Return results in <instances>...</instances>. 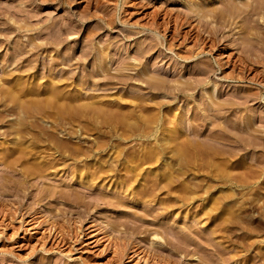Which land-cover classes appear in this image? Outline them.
Instances as JSON below:
<instances>
[{"label":"rangeland","instance_id":"rangeland-1","mask_svg":"<svg viewBox=\"0 0 264 264\" xmlns=\"http://www.w3.org/2000/svg\"><path fill=\"white\" fill-rule=\"evenodd\" d=\"M10 1H12V0H1L0 2H4V3L8 2L9 3ZM18 1H20V0H18ZM18 1H17V3H20ZM26 1H28V2H26ZM26 1L21 0V4L24 5V3H25L26 6H28L27 9L29 8V10H33L31 8H35V10H36V8H37V11L40 10L41 13L43 12L41 14V19L43 18L44 21L46 19H48V17L53 18L52 16L55 17V15H56L55 18L62 19L61 21H64L65 18H67L69 23L72 22V23H70V27L72 26L73 28H71V31H68V32H70L69 34L66 33L64 35V36H66L65 37L66 40L63 42V44L60 47L51 46V48L47 49L46 51L41 50V52H43V53H41V55H40V53L34 54L35 58L33 57V55H31V57H30L31 59L29 58L25 62L28 65V63H30V61L33 58L34 59H36L37 57L40 58L37 60V62L35 61L37 63V65L39 66L38 67L39 69L37 71L34 69H31L28 72H26V70H24L23 68L22 69L16 68L17 63L22 62L24 60V57L22 59V55L18 56L16 54L17 51L14 49V47L19 45V43L21 44L23 42V38L30 35V31L27 34H26V31L25 32L22 31V32H20V34L17 33L16 34L17 36H15L13 38L12 43L11 42L8 43L7 41H6V43H5V41L2 43V46L0 47V58H1L0 59V76H1L0 79L3 82L1 87L3 89H5L6 87L11 88L12 90H14V92H15L14 95L16 97L13 96V97H9V99H8V97L3 96L1 94V90H0V120H1L0 121V127H3V129L4 128L6 129V126H7V128L10 129L9 125H13V124H14V126L18 125L17 128L18 127L21 128L20 134H23L24 137L27 136L26 138H24V139H27L26 141L33 140V138L35 137L34 139L38 140V143L41 142L39 144H43V143H46L44 141L53 142L54 141L53 138L55 137L58 139L63 138V140L64 139L67 140L68 146L64 147L66 149L62 148L65 152L66 158L60 160V164L63 160H64V162H62L63 164H61V165L59 164L60 167L58 169H57L58 166H56V170L53 168V169H49V171L43 172L42 174L34 173L32 175H29L30 177L28 176L27 182L25 184L22 183V181H23L22 178H24V176H22L18 170L13 171L11 168H8L5 164L1 163L2 165L0 164V176H1V178H3V174H4V177L5 178L7 177L8 180L5 178H3V179L0 178V186H1L0 187V207H2V209L6 208V210H10L9 208H13V206L15 207V206H17V204H19L21 202L23 203V205L21 203L22 207L23 206L28 207V206L34 205L35 209L38 210V212H39V213H37L38 214L37 216H39L38 218H40V219H38L39 222L40 221L43 222V226L45 228L48 225L51 226L54 224V226L57 227V229H58L57 230L58 231L57 236H59L62 233L59 237L60 239L58 238V240L61 241V238L63 237V242L60 243V245L62 244V246H61L62 249L60 248L61 250L59 251L58 248H56V246H54V248H52L53 246H51L52 242L55 241L56 237L55 238L53 237L51 239V242H48V240H47V242H46L47 249L49 247L51 249L49 248L50 250H47V252H45V250L43 248H41V243L43 241L42 240L43 237L48 233L47 232L48 230H45L46 231L45 232L44 230H42L40 228H36L33 231V229H31V228L34 226V224H32V227H31V225H28L27 222L23 223L21 221V219L22 220L23 219L29 220L28 219L29 214H27V213L24 214L23 215L24 217L23 216L15 217L17 219L13 221L14 223L10 220L9 217L7 218L6 216L0 215V264H37V263L40 264L43 262L45 264L46 263L47 264L48 263H50V264H99V263L100 264L101 263L102 264H143L141 262V260L138 259V257H136V255H132L133 254L132 252H131L132 254L130 253V250L128 252L126 251L129 254H127L126 256L122 255V257L120 259L121 255H118L117 253H115L114 250H112L111 247L108 246L109 239H108V241H106L107 237L103 238V240L100 239L98 242L97 241L90 242L91 239L88 238L87 233L90 230H92L91 228H93L94 231L97 230V228H98L97 231H100V232L102 231L101 232L102 235L105 234V236H107L108 234L109 235L111 234L109 236L110 240L114 236L119 237V236H121V234L122 235H123V233L125 234L124 230L130 231V232H126L127 234H125V235L129 234V237L132 236V237H130V239L128 237V239H129L128 241H130V243L134 244V245H131V244L130 245L131 246L139 245V247L142 246L140 249L141 252L144 250L145 251L142 253L140 252L141 256L146 255V258H148L147 260H149V262H154L160 258V260L158 261V263L160 262L159 264L164 263L165 259L171 260L172 262L177 261V262H179L178 264H188V263L189 264H196V263L197 264H206L207 263L206 259L213 260L214 263L212 261H210L211 264L212 263L213 264H215V263L216 264H218V263H220V264H252V263H254L255 264L256 262H258V264H261L260 261L262 262L264 260V258H263L264 256L262 255L263 253H261V255H260V253L258 254L257 253L258 250L254 249V248H252V249L249 248L248 250H245L246 249V248H244L245 247V242H244L245 240H244V233H243L242 227L244 226L245 215L247 213H249V214L252 213L251 215L253 218V227L256 228L257 226H260L262 224L263 225L262 229H264V221H263L264 220V212H263L264 211V207H263L264 204H263V202L260 201L261 204L259 206V203L256 202L255 200H253V198H252V197H254V194H253L252 197L250 196L251 198L247 200V203L249 202V204L245 203L244 201L246 199H244V198H247L246 197L247 195H245L246 194L245 190L241 189V187H236L234 185L232 187L231 186L229 187L228 184L223 185L222 181L217 176H215L214 174L208 175L207 170H205V172L203 171L201 173L203 176L197 175V173H196L197 170L195 169L196 163L194 164V162H196V160L193 158L194 154H193V149H192L193 145H194L193 142H195L194 138L196 136H195V134H193L194 133V131H193L194 126H192L193 122H192V117H191L190 112H191V108L195 107L196 103H199V101H200L199 98L202 94L199 95V93H204L205 88L208 89V87L211 86V84H213V83H214L213 85H215L218 89L224 91V93H226V92L231 93L230 90L233 91V89L237 86H241V87L243 86V88H245V87H250L252 85L246 81L243 82V81H237V80H232V79H229V80L225 79L223 77L225 71H223V75H222L221 74L222 69L217 67V64H216L215 58H214V55L217 53H219V55L225 53L224 55L220 56L224 62L227 61L228 59H229L228 61H230V59L232 57H236L235 51H233V50H235L233 48V46L235 47V45L232 46V43L234 44L235 43L234 41L235 40L237 41L239 39L238 37L240 35H242V34L238 33L239 27H237V26H239L240 23H237V25L232 23V24H228L227 26H225L226 28L224 29L225 30L224 35L227 31H229V33L227 32L226 35L227 36L231 35L230 37H228V40H226V38H222L223 40H221V43L224 41L227 43L226 44L227 46L225 47V49L219 50V51H217V49H215V51L207 52L209 49H211L210 45H208L210 42H208L209 39H207L208 35L206 34V33H208L207 30H209L208 27L209 26L212 27L213 24L217 25V26H222V24H220V21L217 22V20L210 18V16L204 17L202 15L203 17H201V18L203 19V21L202 20L199 21V19H201V18H198V19L196 18L197 20L193 21V22H195L193 24L195 27V30L197 28V30H196L197 34H196L195 30L192 31V29H191L192 27L190 28L187 25V23H186L187 26H185V25L181 26V29L183 28L182 32H180L181 29L179 31H177L179 34L178 36L176 35L177 34L176 30L173 27H171L170 24H169V26L163 24L165 27L162 25L161 29L158 28L157 33H155L156 32L155 29H147V28L144 29L145 28L144 26L147 23L150 22L149 24H152L151 20L153 21V19H152L153 15L151 16V13H154L155 11H157V12H155V14L157 13L156 14L157 15L156 20H158L157 22H160V21L162 22L163 21L162 17H164V16L166 17L167 15H168V17L170 15L174 17L177 15L176 13H178L179 16L181 15V17L183 16V18H184V15L187 12L186 11L187 10L186 5L191 4V2L193 0H177V1H175V0H164V1L163 0H98V1L97 0H34V1L26 0ZM194 1H195V3L197 1L198 4H196V5L200 6L202 4H205L206 1H208V0H206V1L205 0H194ZM209 1H208L209 3L213 2V1L216 2V0H209ZM220 1L222 2L223 0H220ZM163 2H165V3H163ZM29 3H32V4H29ZM200 3H202V4H200ZM216 5H218V4H216ZM30 6H31V8H30ZM122 8H123V11H122ZM169 12H171L172 14H170ZM164 13L165 14L169 13L170 15L169 14L165 15ZM105 14L107 17L105 16ZM148 14L150 15V17ZM262 14H263V11H262ZM42 15H43V17H42ZM110 15H111V17H116V18H114L115 23L114 22H113V24L110 23L111 26L108 25L109 24L108 19H109ZM259 15H261V14H259ZM256 16H258V15H256ZM136 17H138V19H136ZM259 17H258V19L262 21L263 19L259 18ZM207 18H209V19H207ZM198 21H199V23L201 21L203 23L199 24ZM34 22H36V20H34ZM204 22L208 25H206ZM149 24H147V25H149ZM166 27L171 28V29L169 30ZM92 29H93V31H96V32L93 33ZM94 29H96V30H94ZM129 30H131L132 33L136 32L135 33L136 37H134L133 35L130 37L129 35L131 34V32H129ZM172 30L175 31L176 33L173 34ZM86 33H88V34H86ZM126 33H128V34H126ZM180 33H181V35H180ZM90 34H93V35L90 36ZM235 34H237V35H235ZM238 34H239V36H238ZM23 35L25 37H23ZM174 35H175V37L176 36L177 37L175 38ZM184 35H186L185 37L187 39L184 37ZM197 35H198V37H197ZM88 36H90V37H88ZM150 36L154 37L155 39H158L159 41L161 40L159 45L157 47H155V49H154L156 51V52H154V54H156L155 56L158 55V61L154 60V59H157V57H155V56H154L155 58L154 57L152 58V61H153V63L155 61L156 62L155 64L159 63V66H164L163 68L166 71H168L169 76H167V78H169V85L170 86H171V83L176 85V84H181V83H179L181 81H190V80H192V78L194 79L193 76H195V74L191 73L192 69L194 68L193 71L195 72L197 70V64L201 63L200 61H199V63H196V59L203 58L204 60L202 61V63H204L205 61L208 62L207 60H209L210 64L209 63H207V64L211 65L210 67L213 71L215 70L214 72L212 70L210 72L211 81H214V82L211 84H208L207 87L204 86L203 88L200 87L199 90H198V88L196 90H194L195 95H197L199 101L196 98L194 101H190L189 103H185V102L183 103V101H181V102L179 101L180 105L179 104L176 105V103L179 99H176L175 101H173L174 99H172L173 98V97H171L172 95H170V94L168 95L166 93L164 94V90L158 91L157 95L155 96L156 98L153 96V98L149 100L150 94H148L147 89L145 88V85L143 86V83H140L139 81L137 82L135 80L134 81L130 80L129 83L113 82L111 84L109 83L110 85L109 84H102L104 81L103 76H104L105 72L102 70L100 71L101 73L96 72L99 75V78H98V75L95 73V70H94L95 67L97 66V64L99 63L98 58L96 57V54H97L96 51H98V49H101V47L104 46V44L106 45L107 44L106 41L108 42V44H110L111 55L113 56V58H115L116 56L117 57L115 59H113V61L108 63L109 64L108 68L109 67L111 68V69L109 68L108 71H111V74L112 73L115 74L118 72L117 71L118 65L116 63H118L121 60L120 57L122 56V54L125 57H128L127 54H131V53L133 54V52H134L133 49H135L136 46H138L142 43L145 44L149 40ZM115 37H117V38H115ZM200 37H202V38L200 39ZM36 38L34 40L31 39L30 42H32V40H33V42H38V41L40 42V40H44V38H41V37H40V39L39 38L36 39ZM20 39H22V40H20ZM203 40H205V41H203ZM203 42L206 44H204ZM225 42H224V44H225ZM228 43L230 44V46H228ZM170 44H172V45L170 46ZM194 44H195V47H194ZM88 45L91 47L93 46L95 48V51L93 53H91L90 55H88V57H86L84 60L82 58H81L82 60H80L78 57H80L82 52H84V50L87 49ZM201 45L206 46V47L204 46L206 49L204 53H201V54L195 56L193 59L192 58L188 59L185 57V55L186 56L189 55V54L184 55L185 49H189L192 47V49H196V51H197V50L201 49L200 48ZM89 46H88V48H89ZM96 46H100V47L98 48ZM28 47H30V46H28ZM114 48H116V49H114ZM177 51L182 52L180 55L183 54L185 58H183L182 56L180 57L177 54ZM216 51H217V53H216ZM220 51H222V52H220ZM230 51L231 52L233 51L232 54ZM112 52L114 55L112 54ZM98 54H97V56H99ZM8 55H10V56L7 57ZM227 55H228V57H227ZM232 55H235V56H232ZM11 56H13L15 59V60L12 59V61H14V63H12V61L10 62L11 59L6 61V58L9 59ZM159 56H160V58H159ZM61 57H62V59H61ZM54 58H56V59H54ZM57 59H58V61H57ZM116 59L119 61H115ZM46 60L48 62H51V61L54 62V64H53L55 67L54 70L57 72L56 74H58V75H56V76H55V74H52L53 76L52 75L47 76V74L45 75L46 69L45 68L43 69V66L47 62ZM59 60H61V61H59ZM15 62H16V64H15ZM68 63H70V65ZM160 64H162V65H160ZM229 65H230V63L228 62L227 66H229ZM212 66H214V68ZM61 67L65 68V69H63ZM14 68L17 69V71ZM132 68L134 70H131ZM136 68H138V67H131V68L126 69L124 71H126L129 76H131V75L133 76L137 70ZM226 68H227L226 72H229L231 70V68H228V67H226ZM174 69H175L176 73L173 71ZM59 70H61L64 73L60 74ZM9 71L12 73H10ZM169 71L171 73L172 72H174V73L171 74ZM86 72H88V73H86ZM68 73L69 74L71 73L70 77L68 76L69 75ZM90 74H92V76H90ZM66 75H67V78L69 77L72 79H69V78H68L69 80L66 79ZM59 76H61L62 78ZM50 77H53L54 79L53 78L51 79ZM78 77H80V78H78ZM195 77H202V76H199L198 74H196ZM114 80H117V79L115 78ZM13 81H15V83ZM91 81L93 82V84ZM94 81L99 82V84H96V82H94ZM16 82H17V84H16ZM215 82H216V84H215ZM14 84H15V86H14ZM58 84H59V86H58ZM76 84H78V85L76 86ZM49 85L53 88H51ZM56 86H57V88H56ZM61 87H62V89H61ZM97 87H98V89H97ZM251 87H255V86L253 85ZM54 88H56V89L54 90ZM23 89H24V92H23ZM50 89L52 91H56V90L58 91L59 90L58 91L59 94L57 93L56 97L53 96V99H50V98H52V96H50L51 93H49V91H51ZM134 89L135 90L138 89L140 94L143 93V95L141 96L142 98H140L141 100L147 99V102L149 101L147 103V109H145V111L143 110L142 111L143 113L139 112V117L135 116L136 115L135 114L136 109L133 106V104H134L133 103V100H134L133 99L134 98L133 97L134 96L133 90ZM60 90H61V92H60ZM74 90H75V93L80 94L79 95L80 98H79V96L74 97V95H75ZM140 91H142V92H140ZM41 92H43V93H41ZM64 94L65 95L67 94V95L65 96ZM144 94H145V96H144ZM81 96H83V97H81ZM137 96H140V95H137ZM75 98H77V99L75 100ZM78 98L80 101L78 100ZM131 99H133V100H131ZM169 99L170 100L172 99V100L170 101ZM167 100L170 102V104L173 101L172 103L175 104V106H173V107L177 106L178 109L176 108L175 112H177V114H179V116L181 118V119H179V121L181 122V124H183L182 130L181 131L178 130L179 133L176 130L175 135L177 137L179 136V138L182 140L185 139L187 141V143L189 141V145L187 146V148H188L187 153L189 155H187V153L182 154V155L177 154L178 157H177V155H174V156L169 155V157L171 156L170 158L168 157L169 158L168 162H170V164L165 162L167 160L163 161V159L160 157L158 159V156H157V158L152 157V155H151L152 151L151 150L153 148L154 149L157 148L158 141L156 139H154L153 136H148V135H150L151 132L155 131L156 121H157L159 113H160V108H159L160 104H162V103L166 104ZM74 101H75V103H73ZM76 101H78L79 103H77ZM102 101L104 103H102ZM161 101H162V103H161ZM168 101H167V104H169ZM110 104L114 107H112ZM98 105L99 106L101 105L102 109L108 108L106 110H109L110 113L104 112V114H103V112H101V111L98 112L97 109L94 110L95 106H97V108H99ZM181 105H183L185 108L182 107ZM108 106H110V107H108ZM115 106H116V109H115ZM180 106L182 108H180ZM255 106H258V107L264 106V100H260V102L256 103ZM92 108H93V110H91ZM187 110H189V111L187 112ZM94 112H97V113L95 114ZM114 112H116V113H114ZM157 112H159V113H157ZM123 116H126V117H123ZM146 116H147V118H146ZM114 117L117 119H114ZM147 123H148V125H147ZM40 126H41V128L46 127V128H44V130L46 129V131H44L43 129H40L39 128ZM135 129H137V130H135ZM29 130H30V132H29ZM185 130L186 131L188 130L189 133L186 132ZM33 132H35V133H33ZM174 132L175 131H173L172 133L171 132L169 133V131L168 132L164 131L165 134H171V135H174L173 134ZM43 133H45V134H43ZM34 135H36V136H34ZM50 136H51L52 140L50 139ZM159 136H160L159 138L162 137L161 135H159ZM37 137H38V139H37ZM193 139H194V141H192ZM42 140H44V141H42ZM98 141H99V143H98ZM69 142H71V143H69ZM78 145H80L81 147ZM189 146H190V148H189ZM79 147L81 148V150ZM150 148H152V149H150ZM74 149H76L77 151ZM149 151H151V152L148 153ZM76 152H78L79 154H77ZM84 153H85V155H84ZM142 153L144 155L147 153V154H149L148 156H150V155L151 156L148 157L146 154L145 156H147L148 157L147 158ZM69 154H70V156H69ZM129 154L131 155V157ZM71 155L72 156L77 155V156H75L76 158H74V156L71 158ZM124 155H127V156H124ZM132 155H134L135 157ZM139 155H140V157H138ZM249 155L250 154H242L241 157L242 158L243 157L249 158ZM180 156H182V157L179 158ZM67 157H69V158H67ZM85 157H86V159H85ZM141 157H143V158H141ZM125 158H127L129 161ZM149 158H151V160ZM249 159H251V158H249ZM72 160H75V161L79 160L82 162V163L80 162L81 164H83V162H84L85 166L84 165H82V166L85 168V171L88 170V168L86 169V166H88V167L93 166L92 170H94V168L98 167L99 164L103 165V166L105 164L104 167L109 166V168H111L110 166H112L115 168V170H113L111 168V170L108 171V173H110V172L111 173L108 175V177H105V180H101L102 178H98V180H97L98 184L97 185H96V183H94V185L92 184V188L88 190L87 188L82 186V184H81L82 182L79 181V179L77 178V172H76L77 165L75 166L74 161H72ZM109 160H111V161H109ZM143 160H145L146 162ZM31 161H33V160H31ZM104 161L106 163H104ZM107 161H108V163H107ZM141 161H143V162H141ZM58 162H59V160H58ZM94 162L95 163L97 162V163L95 164ZM124 162L126 163V165L128 164V166L130 165V167L125 166L127 168L124 167V169H123L122 165H125ZM64 163L67 164L65 167H63L65 165ZM113 163H114V166H113ZM115 163H116V165H115ZM137 163H139L140 166ZM141 163H143V164L141 165ZM178 163H179V165H178ZM136 164L139 166L138 169L141 168V169L147 170L151 173L154 171H158V172L161 171V173H162V171L165 172V170H167L166 172H168L171 168H173V171L175 170L174 172H176L177 174L180 173L179 176L175 173L177 175V177L175 175L176 180L174 179L175 177L173 178L174 180L172 179V181H174V182L171 183V185H172V188L173 187L176 188L175 191L172 190V188L170 186L169 188H171V189H169L167 187V188H164V190L162 189V190H158V192H153L155 194L158 193V196L160 198L162 197V198L167 199L169 197V199H167V200L173 199L172 202L174 201V196H175L176 201L173 202L175 204H170V205L167 204L170 207L169 208L166 204L160 205L159 203H157L156 202L157 197L152 198V196H149L150 198H149L148 202L150 204L147 203L148 206H145V204L142 205L141 202H138L139 198L143 199L144 195L135 196L132 199L130 196H128V194L130 193L129 191L131 190L130 187L135 186L137 184V182H134V183L132 182L128 185L126 184L127 187H129V188H127V187L124 188L125 183L124 184L122 183V185H121L122 187L119 190V192L114 191L115 187L113 188V182L112 181H111L112 183L109 182L110 185H109V183L107 184L109 177H111V176L113 177V175H114L112 180H114V178L117 177L115 174H118V175L120 173L122 175L123 174L127 175V173L130 174L131 172H128L127 169H129V171H130L131 167L136 166ZM190 167L192 169H190ZM183 168H185V169H183ZM170 171H172V169ZM150 177L152 178L151 180H150ZM150 177H149L150 181L148 180V181H146V183L143 182V183H145V186H147V187H148V185L149 186L152 185V180L154 177H152V176H150ZM2 180H3V182H2ZM6 180H7V182H6ZM217 180H219L222 184H220L219 181L217 182ZM98 181L100 182L101 185L99 184ZM187 182L190 184H188ZM2 183H4V184H2ZM7 183H8V185H7ZM21 183L23 184L24 189L21 188V192H20V190L18 191L20 193V195H19L18 192H16L17 194L15 193V190H16L15 187H17V185L21 184ZM178 183H179V186H178ZM212 183H214V185ZM105 185H107V186H105ZM115 185H117V183H115ZM180 185H182V186L180 187ZM183 185H184V188H183ZM209 185H211L212 187ZM13 187H14V189H13ZM65 187H66V189H65ZM185 187H187V188L185 189ZM209 187H210V189H209ZM10 188H12V189H10ZM82 188L83 189L85 188V189L83 190ZM180 188H183V191L185 189V191L184 192L181 191L182 189H180ZM200 188H202V189H200ZM54 189L62 190L65 192H68L70 190L71 191L75 190L74 193L77 192L79 194L78 195H77V193L73 194V195L69 194L70 196L66 195V197L64 195L65 198L61 195L60 196L59 195L53 196L51 193ZM68 189H70V190H68ZM80 189H82V190H80ZM44 190H48V192H50V193L49 194L47 193L48 195L47 194L44 195ZM171 190H172V192H171ZM257 190H259L257 193H259L260 191H261V193L264 192L262 189L261 190L256 189V190H253V192L257 191ZM2 191H4L3 194H2ZM41 191H42V193H41ZM78 191H80V192H78ZM81 191H82V193H81ZM189 191H190V194H189ZM219 191H220V193H219ZM39 192L42 195L39 194ZM123 193H125V194H123ZM222 193H224V194H222ZM254 193H256V192H254ZM100 194L101 195L103 194L104 198H106L105 199L106 203L99 201V200L96 201L97 198H94V197H96ZM49 195H51L52 197ZM74 195L75 196L77 195V197H75ZM116 195L119 196L118 199L121 201V203H123V201H125V203H123L122 205L118 204V203H116V205H115V203L111 204L110 201H108V197L110 199L112 197H116ZM120 195H122V196H120ZM181 195H182V197L180 198ZM185 195L188 197L190 195H192L189 197V199L192 197H193V199L188 200L190 202V205L182 200V199H184ZM18 196H20V197H18ZM194 196H196V198ZM68 197H70V199ZM41 198L44 200H42ZM37 199H38V201H37ZM75 199L78 200L79 202L76 201ZM93 199H96V200H93ZM15 200H17V201L15 202ZM72 200H74L76 202H74ZM94 201L98 202L97 203L98 205L94 204L95 203ZM87 202H88V205H87ZM89 202H91V204ZM214 202H216V203H214ZM251 202H253V203H251ZM109 203H110V205H108ZM182 203H184V204H182ZM213 203H214V205H213ZM257 203H258V205H257ZM191 204L194 206L192 207ZM208 204H210V205H208ZM112 205H114V206H112ZM157 205H159L160 207ZM162 205H166V206L162 207ZM201 205H207V209L208 208L211 209L209 211L210 212L209 216H208V214L205 215L202 212H201L202 213V215H201V213H200L201 207H199ZM143 206H145V207H143ZM179 206H181V207H179ZM86 207H87V209H86ZM130 208L133 212L130 210ZM143 208H146V209L149 208L150 210L148 209L146 212V211H144ZM170 209H172V210H170ZM167 210H169V212ZM125 211H126V215L124 217ZM79 212L82 213V216ZM136 212H138V213H136ZM188 212H190V213H188ZM198 212L200 213V215L197 214ZM166 213H167V215H166ZM196 214L199 217H197ZM77 215H79V216H77ZM84 215H85V217H84ZM186 215H189V216H186ZM3 217L6 218L7 220L3 219ZM126 217L128 218V220H126L127 219ZM139 217H140V220L142 218H145V221H146V222H144V223H146L145 226H143L144 224L139 223L140 222ZM76 218H77V221H76ZM190 218H192V219H190ZM196 218H198V219L196 220ZM123 219H124V221H127V222L124 223ZM80 220L81 221L84 220L81 223L82 225L80 224L81 226H83V230H84V232L82 234H79L76 232L78 230L77 229L78 226H80V225H78V222ZM216 220H218V221H216ZM2 221L3 222L6 221L7 223L9 222V226L6 227L5 226L6 223H2ZM10 221L12 224H10ZM132 222H133V224H132ZM190 222H191L192 226L195 225L194 228L191 226ZM92 223H94L93 226H96V227H92V226H91V228L88 227ZM118 223H120V224H118ZM127 223H129V224H127ZM21 224H22V226H21ZM70 224H71V226H70ZM136 224H138L139 227H141L140 224H142V227L139 228ZM211 224L213 225L214 229H216L218 231V233L216 232L214 235L215 238L213 237V235H211L210 230L207 228V227L211 226ZM73 225H75V227ZM187 225H189V226H187ZM262 225L260 227H262ZM24 226H26V228ZM28 226H29V228H28ZM114 226H116V227H114ZM197 226H198V228H197ZM133 227H135L137 232H135L136 231L135 229H131ZM164 227L165 228L167 227L166 230ZM181 227H183V228L181 229ZM260 227H259V229H260ZM27 228L29 230H24ZM67 228H68V230H67ZM142 228H144L146 230H144ZM113 229H115V230H113ZM261 232L263 233L264 230ZM75 233L79 234L80 235L79 237L81 239L78 238L77 236H75L74 235ZM177 233L178 234L181 233V235H178ZM182 233H184V234H182ZM206 233H207V235H206ZM70 235L72 236L71 237L72 240L68 239L69 238L68 236H70ZM157 235H159V236H157ZM208 235H210L211 237ZM73 236H75V237H73ZM178 236H180V238ZM182 237H183V239H182ZM184 237L188 238L189 240H185L186 238H184ZM204 237H206V238H204ZM49 238H51V237H49ZM76 238H78V239H76ZM217 238H219V239H217ZM12 239H13V241H12ZM179 239H182L183 241L185 240V242H188L189 244H187V246L182 244V246H181L180 241H182V240L178 241ZM240 239H242V240H240ZM158 241H161V242H158ZM240 241L243 243H241ZM82 242H83V244H82ZM174 242L178 245L176 246V244ZM196 242H198V243H196ZM71 243H72V245H71ZM139 243H141V244H139ZM216 243H217V246L218 245L221 246V248H220V246H218L220 249L223 250L226 248L224 251L226 252L227 256H230V257H227L225 255L227 260L223 256L218 257V254H217V257H216V253L214 254V248H215L214 246H216L215 245ZM212 244L214 246H212ZM179 245L181 248H179ZM243 245H244V247H243ZM31 248L32 249L34 248V249L32 250ZM103 248H104V250H103ZM202 248H203V250H202ZM236 248L238 250H236ZM87 249H89V250H87ZM152 249H154V250H152ZM182 249H184L185 251ZM190 249H192V251ZM233 249H234V251H233ZM157 250L158 251L160 250V251L158 252ZM188 250H190V251H188ZM210 250H212V251L209 252ZM228 250H231V254H230V252H228ZM12 251H14V252L11 253ZM29 251L30 252L33 251L34 253L32 252L33 254H31V256L29 258H27L28 255L26 253L28 252V254H29L30 253ZM240 251H241V253H240ZM227 252L229 255L227 254ZM154 253L156 256L155 257L156 260L154 259L153 255H151ZM210 253H212V254H210ZM255 254H257V255H255ZM158 255L159 256L161 255V256L159 257ZM231 256H233V257H231ZM261 256H263V257H261ZM172 258H174V260ZM202 259H204V260L202 261ZM161 260H163V262ZM250 260H251V262H250ZM93 261H94V263H93ZM156 264H157V261H156Z\"/></svg>","mask_w":264,"mask_h":264},{"label":"bare ground","instance_id":"bare-ground-1","mask_svg":"<svg viewBox=\"0 0 264 264\" xmlns=\"http://www.w3.org/2000/svg\"><path fill=\"white\" fill-rule=\"evenodd\" d=\"M1 1V0H0ZM18 0H12L10 1L9 3H4V2H0V47L2 46V43L5 41L8 42V43H12L13 41V38L15 36H17L16 34L20 32H25L26 31V34L29 33L30 31V35H26L27 37H25L23 35V42L19 45H17L16 47H14V49L17 51V55L18 56H21L22 55V59L24 57V60L20 63H17L16 65V68L17 69H24L26 70V72H28L29 70L31 69H34V70H38L39 66L37 65V60L40 59V58H36L34 59V54H37V53H43L41 52V50H47L49 48H51V46L53 47H60L63 42L66 40V36H64L66 33H70L68 31H71V28H73L72 26L70 27V22L68 21L67 18H65L64 21H61L62 19H59V18H55L54 16H52L53 18H49L46 19L45 21L43 20V18L41 19V11L38 10L37 11V8L35 10V8H30L33 9V10H29V8L27 9L28 6H26V4L24 3L21 4V0L18 1L20 3H17ZM26 1V0H25ZM34 1V0H32ZM98 1V0H97ZM96 1V2H97ZM164 1V0H163ZM177 1V0H175ZM206 1V0H205ZM209 1V0H208ZM208 1H206L205 4H202V5H196L198 4L197 1L195 3V1L193 0L191 2V4L189 5H186V14L184 15V18L183 16L181 17V15L179 16L178 13H174L176 16H171L170 14H172L171 12L167 13L169 14L170 18L168 17L167 15L165 18L162 17L163 21L161 22H157L158 20H156V17H157V13L155 14V11L154 13H151V16L153 15V21L151 20V23L152 24H149L144 26L145 28L144 29H155V33H157V30L158 28L161 29V26L163 24L165 25H168L170 24L171 27H173L176 32L179 31L181 29V26H189L192 31L195 30V27H194V23L193 22L194 20H197L198 18H201V17H206V16H210V18L214 19V20H217L220 21V24H222V26H217V25H214L212 27H208L209 30H207L208 33H206L208 35L207 39L208 42H210L208 45H210L211 49H207L209 51H215V49H217V51L219 50H223L225 49V47L227 46L226 42L224 44V42L221 43V40H223L222 38H226V40H228V37H230L231 35L227 36L226 33L229 31H227L224 35V29L226 28L225 26H227L228 24H236L237 23H240L238 29V33L242 34L239 36L238 34V40L234 41L235 43L233 44L232 43V46L235 45V47L233 46V48L235 50V55L236 57H232L230 59V61H223L222 58L220 57L221 55H224L225 53L219 55V53H216L214 55V58H215V62L217 64V67H219L220 69H222V75H223V71H225L223 77L225 79H232V80H237V81H246L250 84H252L251 86H255V87H245L243 88V86H237L231 91V93H224V91L218 89L215 85H213L214 81H211V77H210V72H211V65H208L207 63H209V60H207L208 62H204L202 63V61L204 60L203 58L201 59H196V63H199V61L201 62L200 64H197V70L194 72L193 69H192V72L191 73H194L195 76L196 74H198L199 76H202V77H194V79L192 78V80L190 81H181L179 83L181 84H173L171 83V86L169 85V78H167V76H169V73L168 71H166L163 67L164 66H159V63L155 64L156 62L152 61V58L156 55L154 54V52H156L154 49L155 47H157L160 43V41L158 39H155L154 37H151L149 38V40L144 44H140L138 46H136L135 49H133V54H127L128 57H125L122 53V56L120 57V61L119 60H115V61H119L118 63H116L118 65V68H117V73L115 74H111V71H108L109 68H108V63H110L111 61H113V56L111 55L110 53V44H108V42L106 41V45L104 44V46L101 47V49H98L97 54L99 56H97L96 54V57L98 58V61L99 63L97 64V66L95 67V73L96 72H100L101 70L104 71V76H103V83L102 84H111L113 82H121V83H129L130 80H135V81H139L140 83H143V86L145 85V88L147 89V92L148 94H150V99L153 98V96L155 97L158 93V91H163L164 90V94H170L172 95L171 97H173L172 99H174L173 101H175L176 99H179L176 103L180 105V102L183 101V103H189L190 101H194L196 98L198 100V97L197 95H195V91L197 88L198 90L200 89V87H204L208 84H211V86L208 87V89L205 88V92L204 93H199L200 98H199V103H196V106L195 107H192L191 108V117H192V126H194V133L195 134V142H193V158L196 160V162H194V164L196 163L195 165V169L197 170V175H202L201 173L205 170H207L208 172V175L209 174H214L215 176H217L224 184H228V186L232 187L233 185L236 186V187H241V189L245 190V195H247L246 197L247 198H244L246 199L244 202L247 203V200L250 199L252 197V195L254 194V197L253 200H255L256 202L259 203V206H260V201L263 202L264 204V106L262 107H258V106H255L256 103L260 102V100H264V0H223L222 2L220 0H216L209 3ZM23 2V1H22ZM28 2V1H26ZM128 2V1H127ZM132 2V1H131ZM148 2V1H147ZM190 2V1H189ZM188 2V3H189ZM130 3V2H129ZM165 3V2H163ZM167 3V2H166ZM187 3V2H186ZM29 4H32V3H29ZM218 4V5H216ZM39 5V4H38ZM41 6V5H40ZM86 11V10H85ZM122 11H123V8H122ZM165 11V10H164ZM262 11H263V14H262ZM132 12V11H131ZM135 12V11H134ZM166 12V11H165ZM168 12V11H167ZM106 13V12H105ZM109 13V12H108ZM146 13V12H145ZM48 14V13H47ZM52 14V13H51ZM181 14V13H180ZM261 14V15H259ZM108 15V14H107ZM112 15V14H111ZM109 17L108 19V22L110 25V23L113 24V22L115 23L114 21V18L116 17ZM120 15V14H119ZM149 15V14H148ZM156 15V16H155ZM203 15V16H202ZM258 15V16H256ZM48 16V15H47ZM86 16V15H85ZM106 16V14H105ZM260 16V17H259ZM43 17V15H42ZM107 17V16H106ZM105 17V18H106ZM127 17V16H126ZM142 17V16H141ZM150 17V15H149ZM256 17V18H255ZM259 18H262L263 20H259ZM45 18V17H44ZM159 18V17H158ZM197 18V19H196ZM64 19V18H63ZM67 19V20H66ZM106 19V20H107ZM136 19H138V17H136ZM209 19V18H207ZM34 20H36V22H34ZM39 20V21H38ZM42 20V21H41ZM75 20V19H74ZM121 20V19H120ZM203 19H199V21ZM211 20V19H210ZM125 21V20H124ZM198 21V23H199ZM200 22V23H203V22ZM213 21V20H212ZM34 22V23H33ZM137 22V21H136ZM135 22V23H136ZM193 22V23H192ZM107 23V22H106ZM138 23V22H137ZM136 23V24H137ZM144 23V22H143ZM187 23V25H186ZM199 23V24H200ZM205 23V22H204ZM212 23V22H211ZM141 24V23H140ZM206 24V23H205ZM143 25V24H142ZM196 25V24H195ZM208 25V24H206ZM235 25V26H236ZM111 26V25H110ZM140 26V25H139ZM164 26V25H163ZM197 26V25H196ZM203 26V25H202ZM75 27V26H74ZM165 27V26H164ZM207 27V26H206ZM234 27V26H233ZM99 28V27H98ZM163 28V27H162ZM167 28V27H166ZM165 28V29H166ZM189 28V29H190ZM75 29V28H74ZM97 29V28H96ZM94 29V30H96ZM136 29V28H135ZM159 29V30H160ZM167 29H171V28H167ZM166 29V30H167ZM188 29V28H187ZM190 29V30H191ZM207 29V28H206ZM132 30V29H131ZM131 30H129V32H131ZM183 28L180 30V32H182ZM197 30V28H196ZM195 30V31H196ZM199 30V29H198ZM231 30V29H230ZM93 31V29H92ZM98 31V30H97ZM134 31V30H133ZM137 31V30H136ZM173 31V30H172ZM96 32V31H93V33ZM124 32V31H123ZM138 32V31H137ZM175 31H173V34L176 33ZM185 32V31H184ZM206 32V31H205ZM72 33V32H71ZM136 33V32H135ZM135 33H132L129 35L130 37L133 35L134 37H136ZM187 33V32H186ZM191 33V32H190ZM193 33V32H192ZM201 33V32H200ZM237 33V32H236ZM24 34V33H23ZM88 34V33H86ZM128 34V33H126ZM140 34V33H139ZM184 34V33H183ZM196 34H197V31H196ZM199 34V33H198ZM205 34V35H206ZM93 34H90V36H92ZM165 35V34H164ZM163 35V36H164ZM177 36L179 35L178 32L176 34ZM181 35V33H180ZM206 35V36H207ZM237 35V34H235ZM20 36V35H19ZM87 36V35H86ZM88 36V37H90ZM127 36V35H126ZM153 36V35H152ZM176 36V37H177ZM186 35H184L185 37ZM242 36V37H241ZM22 37V36H21ZM44 38V40H40V42H33V40L35 38ZM70 37V36H69ZM84 37V36H83ZM175 37V35H174ZM175 37V38H176ZM183 37V36H182ZM198 37V35H197ZM203 37V36H202ZM200 37V39L202 38ZM205 37V36H204ZM36 38V39H37ZM117 38V37H115ZM186 38V37H185ZM19 39V38H18ZM32 40V42H30ZM89 39V38H88ZM112 39V38H111ZM110 39V40H111ZM134 39V38H133ZM174 39V38H173ZM181 39V38H180ZM179 39V40H180ZM187 39V38H186ZM230 39V38H229ZM234 39V38H233ZM22 40V39H20ZM27 40V41H26ZM93 40V39H92ZM91 40V41H92ZM113 40V39H112ZM132 40V39H131ZM171 40V39H170ZM206 40V39H205ZM203 40V41H205ZM42 41V42H41ZM88 41V40H87ZM86 41V42H87ZM117 41V40H116ZM119 41V40H118ZM200 41V40H199ZM232 41V40H231ZM230 41V42H231ZM20 42V41H19ZM90 42V41H89ZM88 42V43H89ZM170 42V41H169ZM181 42V41H180ZM183 42V41H182ZM197 42V41H196ZM228 42V41H227ZM229 42V43H230ZM110 43V42H109ZM116 43V42H115ZM141 43V42H140ZM162 43V42H161ZM171 43V42H170ZM200 43V42H199ZM204 43V42H203ZM202 43V44H203ZM228 43V46H230V44ZM16 44V43H15ZM90 44V43H89ZM173 44V43H172ZM170 44V46L172 45ZM181 44V43H180ZM196 44V43H195ZM195 44H194V47H195ZM206 44V43H204ZM87 45V44H86ZM92 45V44H91ZM94 45V44H93ZM168 45V44H167ZM193 45V44H192ZM191 45V46H192ZM4 46V45H3ZM30 46V47H28ZM89 46V45H88ZM87 46V49L84 50V52H82L81 56L78 57L80 60H84L86 57H88V55H90L91 53H93L95 51V48L92 46H89L88 48ZM205 46V45H204ZM201 45V49L197 50L196 49H192L189 48V49H185V52H184V55L185 54H189L188 56L185 55L186 58H194L195 56L201 54V53H204L205 52V47ZM86 47V46H85ZM96 47H100V46H96ZM168 47V46H167ZM174 47V46H173ZM187 47V46H186ZM198 47V48H199ZM208 48V47H207ZM113 49V48H112ZM116 49V48H114ZM61 50V49H60ZM175 50V49H174ZM40 51V52H39ZM182 51V50H181ZM232 51V52H233ZM222 52V51H220ZM231 52V51H230ZM231 52V54H232ZM14 53V54H15ZM73 53V52H72ZM128 53V52H127ZM182 52H178L177 51V54L183 58L184 55H180ZM11 54V53H10ZM113 54V52H112ZM118 54V53H117ZM214 54V53H213ZM230 54V53H229ZM228 54V55H229ZM31 55H33V59L30 61V63H28V65L25 63L30 57ZM39 55V54H38ZM114 55V54H113ZM227 55V57H228ZM235 55H232V56H235ZM10 55H8L7 57H9ZM15 56V55H14ZM95 56V55H94ZM162 56V55H161ZM231 56V55H230ZM229 56V57H230ZM132 57V58H131ZM157 57V59H154L156 61H158V55L155 56ZM154 57V58H155ZM226 57V58H227ZM19 58V57H18ZM82 58V59H81ZM119 58V57H118ZM160 58V56H159ZM224 58V57H223ZM1 59V58H0ZM11 59V60H10ZM14 59L13 56H11L9 59L6 58V61L7 60H10V62ZM17 59V58H16ZM31 59V58H30ZM56 59V58H54ZM62 59V57H61ZM65 59V58H64ZM63 59V60H64ZM96 59V58H95ZM79 60V61H80ZM19 61V60H18ZM36 61V62H35ZM47 61V60H46ZM58 61V59H57ZM61 61V60H59ZM65 61V60H64ZM97 61V60H96ZM97 61V62H98ZM195 61V60H194ZM63 62V61H62ZM81 62V61H80ZM152 62V63H151ZM160 62V61H159ZM228 62L230 63L229 66H227ZM7 63V62H6ZM12 63H14V61H12ZM61 63V62H60ZM79 63V62H78ZM77 63V64H78ZM16 64V62H15ZM41 64V63H40ZM54 62L51 61V62H46L43 66V69L45 68V75L47 74V76H50L52 74H56L57 72L54 70ZM70 65V63H68ZM73 64V63H72ZM75 64V63H74ZM154 64V65H153ZM210 64V63H209ZM6 65V64H5ZM162 65V64H160ZM2 66V65H1ZM4 66V65H3ZM114 66V65H113ZM112 67V66H111ZM116 67V66H115ZM131 67H138L136 68V72L135 74L132 76L130 73L131 76L128 75V73L124 70L126 69H129ZM214 68V66H212ZM226 67L228 68H231V70L229 72H226ZM57 68V67H56ZM63 68V67H61ZM15 69V68H14ZM17 69H15L17 71ZM58 69V68H57ZM65 69V68H63ZM111 69V68H110ZM11 70V69H10ZM131 70H134L133 68ZM12 71V70H11ZM65 71V70H64ZM130 71V70H129ZM175 72V69L173 70ZM213 71V70H212ZM215 71V70H214ZM213 71V72H214ZM10 72V71H9ZM15 72V71H14ZM31 72V71H30ZM29 72V73H30ZM134 72V71H133ZM170 72V71H169ZM172 72V73H174ZM2 73V72H1ZM12 73V72H10ZM59 73L63 74L64 72H62L61 70H59ZM66 73V72H65ZM88 73V72H86ZM101 73V72H100ZM103 73V72H102ZM171 73V72H170ZM171 73V74H172ZM176 73V72H175ZM179 73V72H178ZM190 73V72H189ZM188 73V74H189ZM14 74V73H13ZM69 74V73H68ZM71 74V73H70ZM70 74L68 75L70 77ZM97 74V73H96ZM11 75V74H10ZM9 75V76H10ZM73 75V74H72ZM79 75V74H78ZM87 75V74H86ZM89 75V74H88ZM98 75V74H97ZM174 75V74H173ZM8 76V77H9ZM53 76V75H52ZM90 76H92V74H90ZM95 76V75H94ZM101 76V75H100ZM171 76V75H170ZM1 77V76H0ZM6 77V76H5ZM61 77V76H59ZM68 77V78H69ZM77 77V76H76ZM87 77V76H86ZM173 77V76H172ZM25 78V77H24ZM49 78V77H48ZM51 79L53 77H50ZM57 78V77H56ZM62 78V77H61ZM60 78V79H61ZM67 78V75H66V79ZM80 78V77H78ZM95 78V77H94ZM97 78V77H96ZM98 78H99V75H98ZM117 79V80H114V79ZM22 79V78H21ZM54 79V78H53ZM69 79H72V78H69ZM68 79V80H69ZM82 79V78H81ZM88 79V78H87ZM13 80V79H12ZM17 80V79H16ZM25 80V79H24ZM75 80V79H74ZM95 80V79H94ZM214 80V79H213ZM31 81V80H30ZM59 81V80H58ZM80 81V80H79ZM15 83V81H13ZM36 82V81H35ZM92 82V81H91ZM96 82V84H99V82L97 81H94ZM101 82V81H100ZM132 82V81H131ZM130 82V83H131ZM183 82V83H182ZM2 81L0 79V90H1V94L3 96H6L8 97H13L15 96V92L14 90H12L11 88H6L3 89L1 86H2ZM12 83V82H11ZM72 83V82H71ZM80 83V82H79ZM78 83V84H79ZM17 84V82H16ZM24 84V83H23ZM51 84V83H50ZM76 84V86L78 85ZM82 84V83H81ZM93 84V82H92ZM95 84V85H96ZM109 84V85H110ZM132 84V83H131ZM173 84V85H172ZM216 84V82H215ZM249 84V85H250ZM10 85V84H9ZM38 85V84H37ZM169 85V86H168ZM248 85V86H249ZM15 86V84H14ZM27 86V85H26ZM34 86V85H33ZM50 86V85H49ZM54 86V85H53ZM59 86V84H58ZM65 86V85H64ZM83 86V85H82ZM133 86V85H132ZM135 86V85H134ZM218 86V85H217ZM29 87V86H28ZM38 87V86H37ZM51 87V86H50ZM100 87V86H99ZM108 87V86H107ZM32 88V87H31ZM41 88V87H40ZM53 88V87H51ZM57 88V86H56ZM54 88V90L56 89ZM114 88V87H113ZM112 88V89H113ZM139 88V87H138ZM22 89V88H21ZM30 89V88H29ZM36 89V88H35ZM60 89V88H59ZM62 89V87H61ZM98 89V87H97ZM19 90V89H18ZM33 90V89H32ZM38 90V89H37ZM51 90V89H50ZM203 90V89H202ZM26 91V90H25ZM48 91V90H47ZM59 91V90H58ZM57 90L56 91H49V93H51L50 96H52V98L50 99H53V96L56 97V94L58 92ZM19 92V91H18ZM22 92V91H21ZM23 92H24V89H23ZM36 92V91H35ZM44 92V91H43ZM41 92V93H43ZM61 92V90H60ZM78 92V91H77ZM133 94H134V100H133V106L135 107L136 109V112H135V116H138L139 117V112L140 113H143L142 111L145 109H147V99L146 100H141L140 98H142L141 96L143 95L139 93L138 89L137 90H133ZM142 92V91H140ZM199 92V91H198ZM197 92V93H198ZM30 93V92H29ZM38 93V92H37ZM86 93V92H85ZM130 93V92H129ZM36 94V93H35ZM46 94V93H45ZM74 97H77L79 96L80 94L79 93H75V90H74ZM90 94V93H89ZM160 94V93H159ZM27 95V94H26ZM47 95V94H46ZM48 95V96H49ZM65 95V94H64ZM67 95V94H66ZM65 95V96H66ZM94 95V94H93ZM137 95H140V96H137ZM161 95V94H160ZM47 96V97H48ZM63 96V95H62ZM69 96V95H68ZM71 96V95H70ZM131 96V95H130ZM145 96V94H144ZM148 96V97H149ZM16 97V96H15ZM19 97V96H18ZM73 97V98H74ZM83 97V96H81ZM93 97V96H92ZM62 98V97H61ZM65 98V97H64ZM80 98V96H79ZM78 98V100H79ZM156 98V97H155ZM17 99V98H16ZM77 98H75L76 100ZM171 99V100H172ZM13 100V99H12ZM70 100V99H69ZM170 100V99H169ZM170 100V101H171ZM10 101V100H9ZM80 101V100H79ZM168 101V100H167ZM167 101H166V104H167ZM172 101V102H173ZM180 101V102H179ZM197 101V102H198ZM71 102V101H70ZM77 103H79L78 101H76ZM94 102V101H93ZM131 102V101H130ZM155 102V101H154ZM169 102V101H168ZM171 102H169V104H163L162 101L159 106L160 108V113H159V116H158V119L156 121V128H155V131L151 132L150 135L148 136H153L154 139H156L158 141V144H157V148H150L152 149L151 151H149L148 153L151 152V155L152 157H156L158 156V159L159 157L163 159V161L167 162L170 164L169 161V155H177V154H185L187 153V146L189 145V141L187 143V141L185 139H180L179 136L177 137L175 135L176 133V130L178 132L182 130V127H183V124H181V122L179 121L180 116L179 114H177V112H175V109L177 108L176 107H173L175 106V104H173ZM75 103V101L73 102ZM84 103V102H83ZM99 103V102H98ZM102 103H104L102 101ZM152 103V102H151ZM87 105V104H86ZM103 105V104H102ZM111 105V104H110ZM149 105V104H148ZM260 105V104H259ZM99 106V105H98ZM112 106V105H111ZM122 106V105H121ZM182 107H184L183 105H181ZM180 106V108H182ZM106 107V106H105ZM110 107V106H108ZM114 107V106H112ZM154 107V106H153ZM118 108V107H117ZM152 108V107H151ZM185 108V107H184ZM99 112H104L105 113H110L109 110H106L108 108H105V109H102L101 105L99 106V108H97V106H95V109ZM113 109V108H112ZM115 109H116V106H115ZM139 109V110H138ZM178 109V108H177ZM93 110V108L91 109ZM120 110V109H119ZM122 110V109H121ZM123 111V110H122ZM148 111V110H147ZM189 110H187L188 112ZM95 114L97 112H94ZM116 113V112H114ZM113 114V113H112ZM119 114V113H118ZM178 116H177V115ZM189 114V115H190ZM107 115V114H106ZM110 115V114H109ZM150 115V114H149ZM105 116V115H104ZM115 116V115H114ZM128 116V115H127ZM141 116V115H140ZM145 116V115H144ZM157 116V115H156ZM185 116V115H184ZM123 117H126V116H123ZM147 118V116H146ZM189 118V117H188ZM113 119V118H112ZM111 119V120H112ZM114 119H117L114 117ZM121 119V118H120ZM125 119V118H124ZM145 119V118H144ZM185 119V118H184ZM143 120V119H142ZM1 121V120H0ZM119 121V120H118ZM137 121V120H136ZM150 122V121H149ZM187 122V121H186ZM117 123V122H116ZM124 123V122H123ZM128 123V122H127ZM126 123V124H127ZM16 124V123H15ZM146 125V124H145ZM148 125V123H147ZM18 126V125H17ZM17 126H14L13 125H9L10 129L7 128L6 126V129L3 127H0V164H5L8 168H11L13 171L15 170H18L20 172V174L22 176H24V178H22V183L25 184L27 182V178L29 175H32L34 173L36 174H42L43 172H46V171H49V169H55L56 170V166L57 169L60 167L61 164H63L62 162H64V160L61 162L60 164V160L61 159H64L66 158L65 157V152L62 148L68 146V142L67 140H63V138H53V142L51 141H44L46 143H43V144H39L41 142L38 143V140L34 139L33 140H30V141H26L27 139H24L26 137H24L23 134H20V130L21 128H17ZM37 126V125H36ZM50 126V125H49ZM53 126V125H52ZM185 126V125H184ZM5 127V126H4ZM145 127V126H144ZM148 127V126H147ZM188 127V126H187ZM40 129H43L46 128V127H42L41 126L39 127ZM193 128V127H192ZM191 128V129H192ZM8 129V130H7ZM187 129V128H186ZM42 130V131H43ZM63 130V129H62ZM137 130V129H135ZM41 131V132H42ZM46 131V129L44 130ZM49 131V130H48ZM78 131V130H77ZM146 131V130H145ZM164 131H169V133L175 131L173 134L174 135H171V134H165ZM186 131V130H185ZM192 131V132H193ZM30 132V130H29ZM51 132V131H50ZM188 132V130L186 131ZM32 133V132H31ZM35 133V132H33ZM78 133V132H77ZM179 133V132H178ZM189 133V132H188ZM19 134V135H18ZM26 134V133H25ZM45 134V133H43ZM42 134V135H43ZM141 134V133H140ZM27 135V134H26ZM50 135V134H49ZM139 135V134H138ZM161 135L162 137L159 138ZM178 135V134H177ZM184 135V134H183ZM36 136V135H34ZM185 136V135H184ZM49 137V136H48ZM183 137V136H182ZM193 137V136H192ZM184 138V137H183ZM38 139V137H37ZM48 139V138H47ZM50 139H51V136H50ZM194 139L192 141H194ZM29 140V139H28ZM52 140V139H51ZM191 140V139H190ZM191 141V142H192ZM101 142V141H100ZM71 143V142H69ZM99 143V141H98ZM97 143V144H98ZM103 144V143H102ZM191 144V143H190ZM71 145V144H70ZM80 146V145H78ZM81 147V146H80ZM79 147V148H80ZM69 148V147H68ZM190 148V146H189ZM66 149V148H64ZM71 149V148H70ZM63 150V151H62ZM76 150V149H74ZM81 150V148H80ZM73 151V150H72ZM77 151V150H76ZM143 151V150H142ZM146 151V150H145ZM189 151V150H188ZM71 152V151H70ZM79 152V151H78ZM78 152H76L77 154H79ZM147 152V151H146ZM191 152V151H190ZM86 153V152H85ZM84 153V155H85ZM88 153V152H87ZM91 153V152H90ZM96 153V152H95ZM98 153V152H97ZM125 153V152H124ZM74 154V153H73ZM89 154V153H88ZM131 154V153H130ZM129 154V155H130ZM143 154V153H142ZM147 154V153H146ZM145 154V155H146ZM242 154H250L249 155V158H245V157H241ZM87 155V154H86ZM100 155V154H99ZM144 155V154H143ZM144 155V156H145ZM149 154H147L148 156ZM150 155V156H151ZM155 155V156H154ZM187 155H189L187 153ZM191 155V154H190ZM70 156V154H69ZM74 156V155H73ZM71 155V158L73 157ZM77 156V155H75ZM74 156V158H76ZM83 156V155H82ZM117 156V155H116ZM124 156H127V155H124ZM134 156V155H132ZM142 156V155H141ZM145 156V157H147ZM148 156V157H150ZM192 156V155H191ZM251 156V157H250ZM131 157V155H130ZM135 157V156H134ZM140 157V155L138 156ZM147 157V158H148ZM169 157V158H168ZM176 157V156H175ZM178 157V155H177ZM182 156H180L179 158H181ZM69 158V157H67ZM79 158V157H78ZM77 158V159H78ZM92 158V157H91ZM112 158V157H111ZM133 158V157H132ZM143 158V157H141ZM168 158V159H167ZM81 159V158H80ZM86 159V157H85ZM127 159V158H125ZM151 160V158H149ZM153 159V158H152ZM33 160V161H31ZM59 160V162H58ZM66 160V159H65ZM68 160V159H67ZM71 160V159H70ZM128 160V159H127ZM133 160V159H132ZM74 161V164L75 166L77 165V178L79 179V181H81L82 183V186H84L85 188H87L88 190L92 188V184L94 185V183H96V185L98 184L97 183V180L98 178H102L101 180H105V177H108V175L111 173H108L109 170H111V168L113 170H115L114 167L110 166L111 168H109V166L106 168L104 167L103 165H98V167H95L94 170L93 169V166H86V169L88 168V170L85 171V168L82 166L84 165V162L83 164H81L82 162L77 160H72ZM111 161V160H109ZM129 161V160H128ZM145 161V160H143ZM141 161V162H143ZM149 161V160H148ZM147 161V162H148ZM67 162V161H66ZM81 162V163H80ZM115 162V161H114ZM126 162V161H125ZM124 162V163H125ZM132 162V161H131ZM146 162V161H145ZM80 163V164H79ZM95 163V162H94ZM93 163V164H94ZM97 163V162H96ZM95 163V164H96ZM104 163H106L104 161ZM108 163V161H107ZM111 163V162H110ZM134 163V162H133ZM1 164V165H2ZM60 164V165H59ZM65 165L63 167H65L67 164L64 163ZM73 164V163H72ZM112 164V163H111ZM110 164V165H111ZM122 164V163H121ZM139 166L140 164L137 163ZM136 164V166H132L130 171L129 169L128 172H131L130 174L127 173V175L125 174H115L117 177L114 178V180H112L113 177H109V180L107 182V184L109 182H113V188L115 189L114 191H118L121 189V185L122 183L124 184V188L127 187L128 184L130 183H134V182H137V184L133 187H130V193L128 194V196L131 197V199L135 196H139V195H144L143 199L139 198L138 202H141V204H145V206H148V204H150L148 201H149V196H152V198H156V202L159 203L160 205L161 204H175L173 203L175 200V196H174V201L172 202L173 199L171 200H167L169 199V197L166 199V198H160L158 196V193H153V192H158V190H164V188H169L171 186L172 188V185L171 183H173L174 181H172V179L175 177V175L177 174L176 172L173 171V168L172 171H169L166 172L167 170L162 171H154V172H149L147 170H143V169H138L139 166ZM143 163H141L142 165ZM148 164V163H147ZM152 164V163H151ZM91 165V164H90ZM116 165V163H115ZM133 165V164H132ZM146 165V164H145ZM179 165V163H178ZM69 166V165H68ZM73 166V165H72ZM85 166V165H84ZM113 166H114V163H113ZM125 166H128V164L126 165H122V168L124 169ZM167 166V165H166ZM170 166V165H169ZM20 167V168H19ZM130 167V165L128 166ZM19 168V169H18ZM127 168V167H125ZM170 168V167H169ZM61 169V168H60ZM59 169V170H60ZM63 169V168H62ZM182 169V168H181ZM185 169V168H183ZM190 169H192L190 167ZM189 169V170H190ZM230 169V170H229ZM232 169V170H231ZM119 170V169H118ZM59 172V171H58ZM73 172V171H72ZM75 172V173H76ZM117 172V171H116ZM164 172V173H163ZM2 173V172H1ZM176 173V174H175ZM35 174V175H36ZM180 173H178L177 175L179 176ZM125 175V176H124ZM176 175V177H177ZM196 175V174H195ZM34 176V175H33ZM152 176L154 177L153 180H152V185H148L145 186V183L146 181L149 180V177ZM203 176V175H202ZM214 176V177H215ZM30 177V176H29ZM176 177L174 178L176 180ZM1 178V176H0ZM3 178L4 177V174H3ZM1 178V179H3ZM7 179V177L5 178ZM152 178L150 177V180ZM173 179V180H174ZM179 179V178H178ZM8 180V179H7ZM6 180V182H7ZM14 180V179H13ZM149 180V181H150ZM185 180V179H184ZM187 180V179H186ZM200 180V179H199ZM15 181V180H14ZM30 181V180H29ZM208 181V180H207ZM216 181V180H215ZM219 180H217L218 182ZM3 182V180H2ZM9 182V181H8ZM99 182V181H98ZM111 182V183H112ZM145 182V183H143ZM21 183V184H22ZM115 183H117V185H115ZM148 183V182H147ZM180 183V182H179ZM179 183H178V186H179ZM184 183V182H183ZM182 183V184H183ZM188 183V182H187ZM196 183V182H195ZM210 183V182H209ZM220 184H222L220 181H219ZM4 184V183H2ZM1 184V185H2ZM18 184L17 187H15V193L18 192L20 190L21 192V188L24 189L23 187V184ZM30 184V183H29ZM72 184V183H71ZM90 184V185H89ZM100 184V182H99ZM127 184V185H126ZM190 184V183H188ZM214 185V183H212ZM8 185V183H7ZM12 185V184H11ZM16 185V184H15ZM80 185V184H79ZM89 185V186H88ZM101 185V184H100ZM110 185V183H109ZM147 185V184H146ZM196 185V184H195ZM200 185V184H199ZM13 186V185H12ZM55 186V185H54ZM107 186V185H105ZM176 186V185H175ZM182 185H180L181 187ZM187 186V185H186ZM207 186V185H206ZM211 186V185H209ZM1 187V186H0ZM13 187V189H14ZM26 187V186H25ZM75 187V186H74ZM177 187V186H176ZM192 187V186H191ZM199 187V186H198ZM212 187V186H211ZM51 188V187H50ZM69 188V187H68ZM84 188V189H85ZM107 188V187H106ZM129 188V187H127ZM169 188V189H171ZM174 188V189H173ZM172 190L175 191V187H173ZM183 188H184V185H183ZM183 188H180L182 189L181 191H183ZM187 187H185L186 189ZM208 188V187H207ZM234 188V187H233ZM6 189V188H5ZM12 189V188H10ZM52 189V188H51ZM66 189V187H65ZM77 189V188H76ZM83 189V188H82ZM80 189V190H82ZM83 189V190H84ZM123 189V188H122ZM184 189V191H185ZM202 189V188H200ZM199 189V190H200ZM210 189V187H209ZM256 189H262L263 193H261V191L259 193H257L259 190L257 191H254L256 193L253 192V190H256ZM9 190V189H8ZM26 190V189H25ZM29 190V189H28ZM70 190V189H68ZM67 190V191H68ZM126 190V189H125ZM128 190V189H127ZM168 190V189H167ZM166 190V191H167ZM171 190V192H172ZM12 191V190H11ZM10 191V192H11ZM24 191V190H23ZM22 191V192H23ZM73 191V192H72ZM70 190L68 192H65V191H62V190H57V189H54L52 191V195L53 196H57V195H61L64 197H66V195H73V194H76L74 193L75 190ZM101 191V190H100ZM170 191V190H169ZM183 191V192H184ZM192 191V190H191ZM228 191V190H227ZM4 191H2V194H3ZM9 192V193H10ZM29 192V191H28ZM80 192V191H78ZM84 192V191H83ZM87 192V191H86ZM91 192V191H90ZM128 192V191H127ZM223 192V191H222ZM232 192V191H231ZM42 193V191H41ZM39 192V194H41ZM49 194L50 192H48V190H44V195L46 194ZM82 193V191H81ZM89 193V192H88ZM101 193V192H100ZM122 193V192H121ZM153 193V194H152ZM170 193V192H169ZM186 193V192H185ZM199 193V192H198ZM220 193V191H219ZM218 193V194H219ZM230 193V192H229ZM236 193V192H235ZM239 193V192H238ZM17 194V193H16ZM18 194L20 195V193L18 192ZM26 194V193H25ZM29 194V193H28ZM31 194V193H30ZM47 194V195H48ZM79 193H77L78 195ZM104 194V193H103ZM103 194L101 195H98L94 198H97L96 199H93V200H96V201H102V202H105L106 203V198H104ZM119 194V193H118ZM125 194V193H123ZM127 194V193H126ZM189 194H190V191H189ZM188 194V195H189ZM192 194V193H191ZM194 194V193H193ZM224 194V193H222ZM5 195V194H4ZM23 195V194H22ZM27 195V194H26ZM36 195V194H35ZM42 195V194H41ZM77 195L75 197H77ZM112 195V194H111ZM187 195V194H186ZM184 197V199H182L184 202H186L187 204L190 205V202L188 200H191L193 199L189 197L192 196L190 195L189 197L186 196ZM196 195V194H195ZM217 195V194H216ZM239 195V194H238ZM244 195V196H245ZM16 196V195H15ZM25 196V195H24ZM39 196V195H38ZM51 196V195H49ZM70 196V195H69ZM73 196V197H74ZM80 196V195H79ZM110 196V195H109ZM114 196V195H113ZM122 196V195H120ZM126 196V195H125ZM161 196V195H160ZM173 196V195H172ZM202 196V195H201ZM243 196V197H244ZM249 196V197H248ZM251 196V197H250ZM20 197V196H18ZM52 197V196H51ZM50 197V198H51ZM64 197V198H65ZM111 197V196H110ZM119 196L116 195V197H112L109 199L108 197V201H110L111 204H114L116 205V203L118 204H123L125 203V201H123V203H121V201L118 199ZM148 197V198H147ZM182 197V195L180 196V198ZM196 198V196H194ZM205 197V196H204ZM233 197V196H232ZM22 198V197H21ZM35 198V197H34ZM39 198V197H38ZM43 198V197H42ZM41 198V199H42ZM70 199V197H68ZM173 198V197H172ZM217 198V197H216ZM5 199V198H4ZM67 199V198H66ZM72 199V198H71ZM74 199V198H73ZM87 199V198H86ZM121 199V198H120ZM138 199V198H137ZM215 199V198H214ZM19 200V199H18ZM34 200V199H33ZM44 200V199H42ZM46 200V199H45ZM76 200V199H75ZM155 200V199H154ZM2 201V200H1ZM6 201V200H5ZM4 201V202H5ZM14 201V200H13ZM17 200H15L16 202ZM20 201V200H19ZM38 201V199H37ZM71 201V200H70ZM74 201V200H72ZM78 201V200H76ZM74 201V202H76ZM87 201V200H86ZM92 201V200H91ZM94 201L95 203L94 204H97L98 202ZM137 201V200H136ZM152 201V200H151ZM9 202V201H8ZM21 202V201H20ZM33 202V201H32ZM79 202V201H78ZM137 202V203H138ZM22 203V202H21ZM21 203L17 204V206H13V208H9L10 210H6V208L2 209V207H0V215L2 216H6L7 218L9 217L10 220L13 222L14 220H16L17 218L15 217H20V216H23L24 214H29V220L27 219H21V221L23 223H26L28 225H31L32 227V224H34V226L31 228L33 229H36V228H40L42 230H48L47 234L43 237V241L41 243V248H43L45 250V252H47V250H50L49 248L47 249V245H46V242L48 240V242H51V239L54 237H56L55 241L52 242L51 246H53L52 248H54V246H56V248H58V250L60 251L62 248V244L60 245V243L63 242V237L61 238V241L58 240V238L60 237V234L59 236L58 235V229L57 227L53 225L51 226H46V228L43 226V222H39L38 218L39 216H37L39 213L38 210L35 209L34 205L33 206H28V207H22ZM37 203V202H36ZM91 204V202H89ZM108 203V202H107ZM110 203L108 205H110ZM185 203V204H186ZM194 203V202H193ZM216 203V202H214ZM213 203V205H214ZM234 203V202H233ZM236 203V202H235ZM253 203V202H251ZM257 203V205H258ZM30 204V203H29ZM84 204V203H83ZM100 204V203H99ZM139 204V203H138ZM184 204V203H182ZM195 204V203H194ZM249 204V202L247 203ZM262 204V205H263ZM28 205V204H27ZM87 205H88V202H87ZM98 205V204H97ZM101 205V204H100ZM125 205V204H124ZM123 205V206H124ZM166 205H162L163 206H166ZM188 205V206H189ZM192 205V204H191ZM210 205V204H208ZM252 205V204H251ZM250 205V206H251ZM4 206V205H3ZM10 206V205H9ZM114 206V205H112ZM143 206V207H145ZM159 206V205H157ZM168 206V205H167ZM175 206V205H174ZM194 205H192L193 207ZM216 206V205H215ZM248 206V205H247ZM76 207V206H75ZM78 207V206H77ZM82 207V206H81ZM84 207V206H83ZM116 207V206H115ZM126 207V206H125ZM160 207V206H159ZM169 207V206H168ZM181 207V206H179ZM201 207V211L200 213H204L205 215L208 214L209 216V211L211 210L210 208L207 209V205H201L199 206ZM264 207V206H263ZM154 208V207H153ZM158 208V207H157ZM165 208V207H164ZM170 208V207H169ZM196 208V207H195ZM213 208V207H212ZM227 208V207H226ZM253 208V207H252ZM34 209V210H33ZM77 209V208H76ZM79 209V208H78ZM87 209V207H86ZM144 211L147 212V210L149 208H143ZM167 209V208H166ZM232 209V208H231ZM230 209V210H231ZM263 209V208H262ZM25 210V211H24ZM33 210V211H32ZM89 210V209H88ZM91 210V209H90ZM131 210V208H130ZM140 210V209H139ZM142 210V209H141ZM150 210V209H149ZM172 210V209H170ZM229 210V211H230ZM261 210V209H260ZM71 211V210H70ZM79 211V210H78ZM127 211V210H126ZM126 211H125V214H124V217L126 215ZM132 211V210H131ZM169 212V210H167ZM166 211V212H167ZM176 211V210H175ZM186 211V210H185ZM184 211V212H185ZM259 211V210H258ZM83 212V211H82ZM91 212V211H90ZM122 212V211H121ZM133 212V211H132ZM161 212V211H160ZM182 212V211H181ZM187 212V211H186ZM185 212V213H186ZM228 212V211H227ZM233 212V211H232ZM248 212V211H247ZM256 212V211H255ZM264 212V211H263ZM82 216V213L79 212ZM131 213V212H130ZM138 213V212H136ZM150 213V212H149ZM190 213V212H188ZM194 213V212H193ZM200 213L198 212L197 214L200 215ZM201 213V215H202ZM257 213V212H256ZM84 214V213H83ZM86 214V213H85ZM144 214V213H143ZM195 214V213H194ZM196 214V216H197ZM203 214V215H204ZM252 214V213H251ZM247 213L245 215V218H244V226L242 227L243 229V233H244V242H245V247L243 245L244 248H246L245 250H248L249 248H254V249H257L258 250V254L260 253H263L262 255L264 256V232L262 233L261 231H263L264 229L263 228V225L262 227L260 226H257L256 228L253 227V218H252V215ZM258 214V213H257ZM56 215V214H55ZM59 215V214H58ZM62 215V214H61ZM167 215V213H166ZM169 215V214H168ZM79 216V215H77ZM94 216V215H93ZM131 216V215H130ZM138 216V215H137ZM181 216V215H180ZM186 216H189V215H186ZM192 216V215H191ZM194 216V215H193ZM222 216V215H221ZM220 216V217H221ZM224 216V215H223ZM24 217V216H23ZM85 217V215H84ZM118 217V216H117ZM123 217V216H122ZM135 217V216H134ZM199 217V216H197ZM226 217V216H225ZM260 217V216H259ZM59 218V217H58ZM65 218V217H64ZM68 218V217H67ZM127 218V217H126ZM125 218V219H126ZM131 218V217H130ZM136 218V217H135ZM142 218V217H141ZM193 218V217H192ZM190 218V219H192ZM214 218V217H213ZM3 219H6L3 217ZM111 219V218H110ZM134 219V218H133ZM144 219V220H143ZM189 219V220H190ZM198 218H196L197 220ZM220 219V218H219ZM224 219V218H223ZM226 219V218H225ZM7 220V219H6ZM50 220V219H49ZM128 220V218L126 219ZM195 220V221H196ZM259 220V219H258ZM9 221V220H8ZM10 221V224H12ZM66 221V220H65ZM76 221H77V218H76ZM84 221V220H82ZM82 221L80 220L78 222V225H80L82 223ZM112 221V220H111ZM118 221V220H117ZM116 221V222H117ZM139 223H142L144 224L143 226H145L146 222L145 221V218H142L140 220V217H139ZM218 221V220H216ZM264 221V220H263ZM96 222V221H95ZM115 222V223H116ZM121 222V221H120ZM123 222H127V221H124L123 219ZM131 222V221H130ZM170 222V221H169ZM168 222V223H169ZM194 222V221H193ZM198 222V221H197ZM226 222V221H225ZM2 223H6L5 226H9V222L7 223L6 221H2ZM14 223V222H13ZM69 223V222H68ZM113 223V222H112ZM185 223V222H184ZM189 223V222H188ZM196 223V222H195ZM214 223V222H213ZM255 223V222H254ZM37 224V225H36ZM62 224V223H61ZM94 223L90 224L88 227L91 228L92 227H96V226H93ZM117 224V223H116ZM120 224V223H118ZM129 224V223H127ZM133 224V222H132ZM142 224H140V226L142 227ZM191 224V222H190ZM189 224V225H190ZM2 225V224H1ZM18 225V224H17ZM82 225V224H81ZM78 226V230L76 231L77 233L79 234H82L84 232L83 230V226ZM138 227L139 225L136 224ZM184 225V224H183ZM186 225V224H185ZM187 225V226H189ZM197 225V224H196ZM223 225V224H222ZM15 226V225H14ZM22 226V224H21ZM71 226V224H70ZM75 227V225H73ZM186 226V227H187ZM192 226V224H191ZM190 226V227H191ZM195 226V225H194ZM194 226H192L194 228ZM211 226L213 227V225L211 224ZM211 226L207 227L210 232H211V235H215V233L218 231L216 229H214V227L212 228ZM26 228V226H24ZM61 227V226H60ZM59 227V228H60ZM63 227V226H62ZM77 227V226H76ZM87 227V228H88ZM113 227V226H112ZM116 227V226H114ZM128 227V226H127ZM139 227V228H141ZM163 227V226H162ZM168 227V226H167ZM166 227V228H167ZM200 227V226H199ZM227 227V226H226ZM260 227V229H259ZM23 228V227H22ZM29 228V226H28ZM24 229V230H29V229ZM71 228V227H70ZM89 228V229H90ZM102 228V227H101ZM165 228V227H164ZM165 228V230H166ZM183 227H181L182 229ZM192 228V229H193ZM196 228V227H195ZM198 228V226H197ZM206 228V229H207ZM7 229V228H6ZM92 230H90L88 233H87V236L88 238H90V242H95V241H99L100 239L103 240V238H106L108 241L109 239V244L108 246L111 247L112 250H114L115 253H117L118 255H121L120 256V259L122 257V255H127L129 253H127L129 250H130V253L132 255H136V257H138V259L141 260V262L143 264H156V261H157V264L158 261L160 260L159 259H155V253L154 254H151L153 255L154 259L156 261L154 262H149V260H147L148 258H146V255L145 256H141V253L144 252L142 251L141 252V247H139V245H136V246H131V245H134V244H131L130 241H128L130 239V236L129 237V234L128 235H125L127 234L126 232H130V231H125V234L123 233V235L121 234V236H114L113 238H109V236L111 235H107L105 236L102 235V231H97L93 228H91ZM126 229V228H125ZM131 229H135V227L131 228ZM144 229V228H142ZM188 229V228H187ZM218 229V228H217ZM221 229V228H220ZM223 229V228H222ZM262 229V230H261ZM41 230V231H42ZM68 230V228H67ZM115 230V229H113ZM136 230V229H135ZM146 230V229H144ZM168 230V229H167ZM175 230V229H174ZM198 230V229H197ZM196 230V231H197ZM2 231V230H1ZM61 231V230H60ZM64 231V230H63ZM112 231V230H111ZM120 231V230H119ZM123 231V230H122ZM141 231V230H140ZM143 231V230H142ZM181 231V230H180ZM186 231V230H185ZM194 231V230H193ZM208 231V230H207ZM220 231V230H219ZM36 232V231H35ZM46 232V231H45ZM62 232V231H61ZM116 232V231H115ZM137 232V230L135 231ZM198 232V231H197ZM206 232V231H205ZM221 232V231H220ZM226 232V231H225ZM60 233V232H59ZM75 233L74 235L77 236L78 238H80L79 234ZM112 233V232H111ZM121 233V232H120ZM134 233V232H133ZM139 233V232H138ZM176 233V232H175ZM188 233V232H187ZM45 234V233H44ZM68 234V233H67ZM71 234V233H70ZM117 234V233H116ZM136 234V233H135ZM178 234V233H177ZM184 234V233H182ZM13 235V234H12ZM73 235V234H72ZM86 235V234H85ZM119 235V234H118ZM131 235V234H130ZM178 235H181L178 234ZM207 235V233H206ZM218 235V234H217ZM38 236V235H37ZM43 236V235H42ZM66 236V235H65ZM64 236V237H65ZM73 236V237H75ZM159 236V235H157ZM198 236V235H197ZM210 236V235H208ZM51 237V238H49ZM69 240L71 239L72 240V236H68ZM129 237V239H128ZM177 237V236H176ZM180 238V236H178ZM190 237V236H189ZM203 237V236H202ZM211 237V236H210ZM243 237V236H242ZM42 238V237H41ZM67 238V237H66ZM76 238V239H78ZM160 238V237H159ZM186 238V237H184ZM206 238V237H204ZM215 238V237H214ZM226 238V237H225ZM39 239V238H38ZM60 239V238H59ZM65 239V238H64ZM81 239V238H80ZM178 239V238H177ZM176 239V240H177ZM183 239V237H182ZM182 239H179L178 241L182 240ZM219 239V238H217ZM58 240V241H57ZM143 240V239H142ZM185 240H189L188 238H186ZM185 240L183 241H180L181 242V246L182 244L186 245L189 244L188 242H185ZM191 240V239H190ZM193 240V239H192ZM221 240V239H220ZM242 240V239H240ZM13 241V239H12ZM40 241V240H39ZM77 241V240H76ZM135 241V240H134ZM212 241V240H211ZM231 241V240H230ZM41 242V241H40ZM96 242V243H97ZM132 242V241H131ZM157 242V241H156ZM158 242H161V241H158ZM163 242V241H162ZM179 242V243H180ZM241 242V241H240ZM175 243V242H174ZM191 243V242H190ZM198 243V242H196ZM200 243V242H199ZM215 243V242H214ZM243 243V242H241ZM28 244V243H27ZM67 244V243H66ZM69 244V243H68ZM83 244V242H82ZM104 244V243H103ZM131 244V245H130ZM141 244V243H139ZM163 244V243H162ZM176 244V243H175ZM194 244V243H193ZM228 244V243H227ZM20 245V244H19ZM37 245V244H36ZM40 245V244H39ZM72 245V243H71ZM107 245V244H106ZM178 244H176L177 246ZM179 245V248H181ZM199 245V244H198ZM208 245V244H207ZM216 246H214L212 244V246H214V254L216 253V257H217V254H218V257H224L226 260V252L224 251L225 249H220V248L217 246V243L215 244ZM242 245V244H241ZM35 246V245H34ZM38 246V245H37ZM79 246V245H78ZM185 246V247H186ZM191 246V245H190ZM14 247V246H13ZM72 247V246H71ZM77 247V246H76ZM103 247V246H102ZM205 247V246H204ZM211 247V246H210ZM23 248V247H22ZM61 248V249H60ZM81 248V247H80ZM109 248V247H108ZM156 248V247H155ZM163 248V247H162ZM177 248V247H176ZM193 248V247H192ZM197 248V247H196ZM201 248V247H200ZM231 248V247H230ZM239 248V247H238ZM243 248V249H244ZM6 249V248H5ZM32 249V248H31ZM30 249V250H31ZM34 249V248H33ZM32 249V250H33ZM158 249V248H157ZM189 249V248H188ZM195 249V248H194ZM36 250V249H35ZM89 250V249H87ZM91 250V249H90ZM104 250V248H103ZM140 250V251H139ZM154 250V249H152ZM174 250V249H173ZM178 250V249H177ZM181 250V249H180ZM184 250V249H182ZM192 251V249H190ZM188 250V251H190ZM196 250V249H195ZM194 250V251H195ZM203 250V248H202ZM232 250V249H231ZM231 250H228V252H230L231 254ZM236 250H238L236 248ZM244 250V251H245ZM65 251V250H64ZM83 251V250H82ZM127 251V252H126ZM158 251V250H157ZM160 251V250H159ZM158 251V252H159ZM185 251V250H184ZM208 251V250H207ZM212 250H210L209 252H211ZM227 251V250H226ZM234 251V249H233ZM243 251V252H244ZM14 251H12L11 253H13ZM30 252V251H29ZM33 251H31L29 254L28 252L26 253L28 256L27 258H29L31 256V254ZM42 252V251H41ZM44 252V251H43ZM69 252V251H68ZM141 252V253H140ZM156 252V251H155ZM178 252V251H177ZM227 252V254H228ZM10 253V252H9ZM20 253V252H19ZM105 253V252H104ZM146 253V252H145ZM162 253V252H161ZM169 253V252H168ZM180 253V252H179ZM241 253V251H240ZM160 254V253H159ZM163 254V253H162ZM171 254V253H170ZM181 254V253H180ZM187 254V253H186ZM212 254V253H210ZM236 254V253H235ZM116 255V254H115ZM157 255V254H156ZM166 255V254H165ZM164 255V256H165ZM190 255V254H189ZM226 255V256H225ZM229 255V254H228ZM234 255V254H233ZM257 255V254H255ZM21 256V255H20ZM159 256V255H158ZM161 256V255H160ZM159 256V257H160ZM171 256V255H170ZM173 256V255H172ZM261 256V257H263ZM23 257V256H22ZM21 257V258H22ZM131 257V256H130ZM152 257V258H153ZM163 257V256H162ZM213 257V256H212ZM227 257H230V256H227ZM233 257V256H231ZM249 257V256H248ZM169 258V257H168ZM209 258V257H208ZM214 258V257H213ZM212 258V259H213ZM264 258V257H263ZM44 259V258H43ZM85 259V258H84ZM137 259V258H136ZM165 259V258H164ZM163 259V260H164ZM174 260V258H172ZM229 259V258H228ZM83 260V259H82ZM115 260V259H114ZM163 260H161L163 262ZM204 259H202L203 261ZM208 260V261H207ZM215 260V259H214ZM257 260V259H256ZM261 260V259H260ZM116 261V260H115ZM151 261V260H150ZM167 261V262H166ZM179 261V260H178ZM181 261V260H180ZM213 262V260H210V259H206V264H211V262ZM217 261V260H216ZM50 262V261H49ZM67 262V261H66ZM86 262V261H85ZM91 262V261H90ZM113 262V261H112ZM177 262V261H176ZM175 261L172 262L171 260H167L165 259V262L164 263H161V264H178L179 262L176 263ZM251 262V260H250ZM28 263V262H27ZM37 263V262H36ZM61 263V262H60ZM63 263V262H62ZM70 263V262H69ZM94 263V261H93ZM184 263V262H183ZM214 263V262H213ZM212 263V264H213ZM258 264V262H256ZM255 263V264H256ZM261 264H264V260L261 262ZM38 264V263H37ZM40 264H45L44 262L43 263H40ZM47 264V263H46ZM50 264V263H48ZM100 264V263H99ZM102 264V263H101ZM189 264V263H188ZM197 264V263H196ZM216 264V263H215ZM220 264V263H218ZM254 264V263H252Z\"/></svg>","mask_w":264,"mask_h":264}]
</instances>
